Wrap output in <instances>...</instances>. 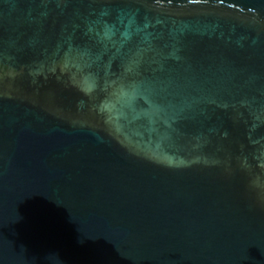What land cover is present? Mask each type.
<instances>
[{"label":"water","instance_id":"water-1","mask_svg":"<svg viewBox=\"0 0 264 264\" xmlns=\"http://www.w3.org/2000/svg\"><path fill=\"white\" fill-rule=\"evenodd\" d=\"M0 264H264V0H0Z\"/></svg>","mask_w":264,"mask_h":264}]
</instances>
